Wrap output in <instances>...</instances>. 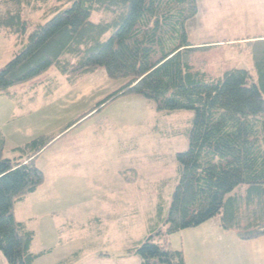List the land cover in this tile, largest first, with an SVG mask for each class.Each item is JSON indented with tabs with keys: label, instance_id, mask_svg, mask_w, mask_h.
Instances as JSON below:
<instances>
[{
	"label": "rangeland",
	"instance_id": "374dc122",
	"mask_svg": "<svg viewBox=\"0 0 264 264\" xmlns=\"http://www.w3.org/2000/svg\"><path fill=\"white\" fill-rule=\"evenodd\" d=\"M197 5L186 32L197 44L210 42L197 67L214 77L234 67L253 71L256 44L249 42L264 39V0ZM8 7L0 4V12ZM24 15L34 20L41 13L24 9ZM16 43L0 32V69L20 51ZM124 83L104 69L71 83L52 67L0 92L5 158H26L18 148L54 137L35 158L43 183L14 206L16 220L34 234L32 264H140L129 251L164 227L178 181L175 154L187 148L194 114L158 112L134 93L98 107ZM159 241L181 250L185 264H264V235L241 240L218 218ZM0 264H7L1 253Z\"/></svg>",
	"mask_w": 264,
	"mask_h": 264
},
{
	"label": "trees",
	"instance_id": "16d2710c",
	"mask_svg": "<svg viewBox=\"0 0 264 264\" xmlns=\"http://www.w3.org/2000/svg\"><path fill=\"white\" fill-rule=\"evenodd\" d=\"M0 4L9 6L0 12V32L21 46L0 69V92L52 67L71 83L104 69L125 83L98 107L134 93L158 112H193L187 148L175 154L178 181L164 227L129 251L140 264H185L181 250L159 240L212 218L241 240L264 235V39L249 42L256 44L253 71L234 67L214 77L195 63L210 42L197 44L186 32L198 13L197 0ZM24 9L41 15L28 19ZM53 139L38 138L17 149L26 158L9 159L0 136V253L7 264H32L38 257L31 252L34 234L16 220L14 206L43 183L35 158Z\"/></svg>",
	"mask_w": 264,
	"mask_h": 264
},
{
	"label": "crops",
	"instance_id": "0c3cea01",
	"mask_svg": "<svg viewBox=\"0 0 264 264\" xmlns=\"http://www.w3.org/2000/svg\"><path fill=\"white\" fill-rule=\"evenodd\" d=\"M219 226H220V223H219ZM3 257V256H2ZM4 259V258H3Z\"/></svg>",
	"mask_w": 264,
	"mask_h": 264
}]
</instances>
